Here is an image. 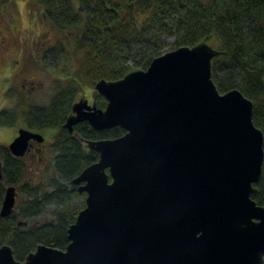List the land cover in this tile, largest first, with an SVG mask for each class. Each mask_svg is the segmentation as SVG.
<instances>
[{
	"label": "water",
	"instance_id": "1",
	"mask_svg": "<svg viewBox=\"0 0 264 264\" xmlns=\"http://www.w3.org/2000/svg\"><path fill=\"white\" fill-rule=\"evenodd\" d=\"M219 53L205 40L180 46L146 69L98 80L104 108L76 100L63 125L69 133L82 121L125 133L86 141L98 160L71 181L86 195L66 248L39 244L19 261L3 244L0 264H262L264 206L251 195L263 132L250 99L236 88L218 91ZM31 139L44 138L21 127L7 148L22 157ZM15 196L6 186L1 217L14 212Z\"/></svg>",
	"mask_w": 264,
	"mask_h": 264
},
{
	"label": "trees",
	"instance_id": "2",
	"mask_svg": "<svg viewBox=\"0 0 264 264\" xmlns=\"http://www.w3.org/2000/svg\"><path fill=\"white\" fill-rule=\"evenodd\" d=\"M7 1L0 0V9ZM36 2L42 6L46 21L61 32L71 33L75 48L57 45L50 52L56 59L64 58L67 65L59 67L63 77L56 80V89L47 103L20 97L13 107L0 109L2 127L21 123L40 133L55 129L50 144L54 153L53 189L41 197L33 196L12 214L0 216V245H10L16 260L23 261L39 244L66 248L67 229L85 206V197L79 198L85 193L71 181L98 160V153L86 141L112 139L125 133L118 126L96 130L87 121L79 122L69 133L63 125L78 94L102 78L117 80L132 69H146L153 58L164 53L169 38H174L171 50L205 40L220 52L212 60L213 82L221 93L236 88L252 101V120L264 138V0ZM70 54L74 56L71 65ZM95 103L100 108L106 105L98 94ZM0 161L1 207L5 187L18 186L24 180L26 162L13 156L5 144H0ZM254 187L251 198L264 206V154L261 177ZM47 204L56 208L54 219L41 224L31 222Z\"/></svg>",
	"mask_w": 264,
	"mask_h": 264
},
{
	"label": "rangeland",
	"instance_id": "3",
	"mask_svg": "<svg viewBox=\"0 0 264 264\" xmlns=\"http://www.w3.org/2000/svg\"><path fill=\"white\" fill-rule=\"evenodd\" d=\"M174 38L168 39L164 52L171 50ZM69 44L73 50L74 38L69 32H61L46 21L43 8L36 0H8L0 9V109L13 107L18 98H30L39 103H47L56 89V80L63 77L59 67L67 65L64 58L56 59L50 54L57 45ZM46 54V55H45ZM69 65L73 64V54L68 55ZM58 64V66H57ZM94 87L84 88L77 97L86 99L92 105L95 101ZM21 123L11 127L0 126V144L6 146L17 135ZM55 129H45L41 133L44 142L41 152L24 157L26 175L15 186V211L33 196L41 197L53 188L52 158L50 149ZM86 195V194H85ZM81 195L79 198H84ZM80 200V199H79ZM80 201L78 202V205ZM55 206L47 204L31 222L41 224L52 221Z\"/></svg>",
	"mask_w": 264,
	"mask_h": 264
},
{
	"label": "flooded vegetation",
	"instance_id": "4",
	"mask_svg": "<svg viewBox=\"0 0 264 264\" xmlns=\"http://www.w3.org/2000/svg\"><path fill=\"white\" fill-rule=\"evenodd\" d=\"M24 127V126H23ZM42 134V133H41ZM45 139H43V141L41 143H38L37 141L31 139L29 141V146H28V150L25 153L24 156H22L21 158H24L26 155H29L30 153L32 154H37L41 152V144L44 142Z\"/></svg>",
	"mask_w": 264,
	"mask_h": 264
}]
</instances>
